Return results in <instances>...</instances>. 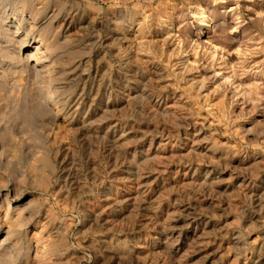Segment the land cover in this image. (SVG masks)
Returning <instances> with one entry per match:
<instances>
[{"label": "rangeland", "instance_id": "1", "mask_svg": "<svg viewBox=\"0 0 264 264\" xmlns=\"http://www.w3.org/2000/svg\"><path fill=\"white\" fill-rule=\"evenodd\" d=\"M24 5L22 53L48 48L0 33V264H264V0L0 20Z\"/></svg>", "mask_w": 264, "mask_h": 264}, {"label": "bare ground", "instance_id": "2", "mask_svg": "<svg viewBox=\"0 0 264 264\" xmlns=\"http://www.w3.org/2000/svg\"><path fill=\"white\" fill-rule=\"evenodd\" d=\"M19 7V6H18ZM9 10V9H8ZM195 10L197 11V15L199 16V23H202V24H207L208 20H209V16H207V12H206V9H203V6L198 3L196 4L195 6ZM18 12V11H17ZM16 12V13H17ZM26 14L29 15V18L26 19ZM14 14V13H13ZM16 16L17 19H15L14 21L11 20L10 16L11 14H6L5 17L1 18L0 20V33L3 31L5 34H8V32L12 33V34H15L16 36H18V40H17V43L19 44V61L21 60H25L26 61V64H28L32 59H35V54L40 50L41 48V51L45 48L47 49L48 47L44 46L43 48L42 47H39V46H36V52L35 53H32V52H27L26 54L25 53H22V48L25 47V46H30L32 43L36 42V40L33 38V39H29V34H31L32 32H27L26 36L25 37H22V33L20 34V30L22 28L25 27V24L27 23L28 20H32L33 23L36 22L35 19H33V13L31 11H29V9L27 8V6L24 5V7L22 8V10H20L18 12V14H14ZM46 17V16H45ZM13 19V18H12ZM45 19V18H44ZM56 19V18H55ZM31 21V22H32ZM41 24V23H39ZM36 25V23H35ZM40 26V25H38ZM13 28V30H12ZM26 28V27H25ZM51 28V27H50ZM35 30V29H34ZM34 33V32H33ZM53 33V32H52ZM34 35V34H32ZM45 36V35H43ZM39 38V37H38ZM41 41V40H40ZM211 41V40H210ZM53 42V41H52ZM43 43V42H42ZM214 44V43H213ZM212 47V49L214 50V53H218L220 51V46H216V44H214L213 46L210 45ZM7 47V46H6ZM220 47V48H219ZM225 52V51H224ZM22 57V58H21ZM213 59V58H212ZM38 60V59H37ZM225 62V61H224ZM34 70V72H36V66L32 69ZM33 73V71H32ZM210 75V74H209ZM35 76V74H34ZM213 77V80L214 79H218L220 80V82L222 83V85H225L227 84L228 79L230 78H226L223 73H213L212 75Z\"/></svg>", "mask_w": 264, "mask_h": 264}]
</instances>
